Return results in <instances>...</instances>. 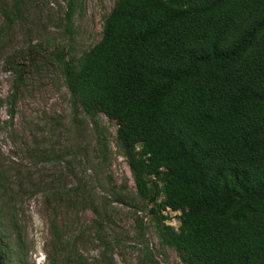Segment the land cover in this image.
Segmentation results:
<instances>
[{"label":"trees","instance_id":"16d2710c","mask_svg":"<svg viewBox=\"0 0 264 264\" xmlns=\"http://www.w3.org/2000/svg\"><path fill=\"white\" fill-rule=\"evenodd\" d=\"M52 56L73 102L116 123L162 245L184 264H264V0H115L93 46ZM21 234L0 205V264H25Z\"/></svg>","mask_w":264,"mask_h":264},{"label":"rangeland","instance_id":"374dc122","mask_svg":"<svg viewBox=\"0 0 264 264\" xmlns=\"http://www.w3.org/2000/svg\"><path fill=\"white\" fill-rule=\"evenodd\" d=\"M75 2L69 31L68 0H23L10 25L0 0V205L25 264H184L142 208L116 123L73 102L52 56L93 46L115 0Z\"/></svg>","mask_w":264,"mask_h":264},{"label":"built area","instance_id":"2783aa9c","mask_svg":"<svg viewBox=\"0 0 264 264\" xmlns=\"http://www.w3.org/2000/svg\"><path fill=\"white\" fill-rule=\"evenodd\" d=\"M163 213L167 218L165 219L166 224L174 226L176 229L180 226L179 216L181 214V210H175L172 207L168 206L163 210Z\"/></svg>","mask_w":264,"mask_h":264}]
</instances>
